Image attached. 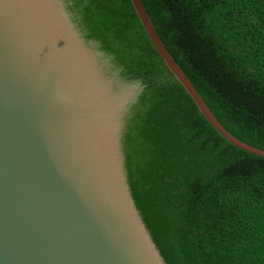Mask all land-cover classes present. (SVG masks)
<instances>
[{
    "label": "trees",
    "instance_id": "trees-1",
    "mask_svg": "<svg viewBox=\"0 0 264 264\" xmlns=\"http://www.w3.org/2000/svg\"><path fill=\"white\" fill-rule=\"evenodd\" d=\"M110 73L143 89L123 117L131 196L166 264H264V158L225 140L161 59L130 0H63ZM231 135L264 151V0H141Z\"/></svg>",
    "mask_w": 264,
    "mask_h": 264
},
{
    "label": "water",
    "instance_id": "water-1",
    "mask_svg": "<svg viewBox=\"0 0 264 264\" xmlns=\"http://www.w3.org/2000/svg\"><path fill=\"white\" fill-rule=\"evenodd\" d=\"M208 123L217 121L130 0ZM63 0H0V264H166L131 196L123 117L143 86L109 72Z\"/></svg>",
    "mask_w": 264,
    "mask_h": 264
}]
</instances>
